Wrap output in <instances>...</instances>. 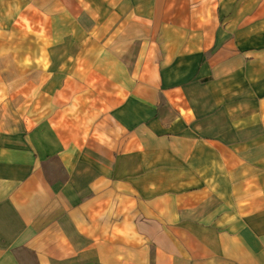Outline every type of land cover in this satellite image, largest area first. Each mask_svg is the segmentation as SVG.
Instances as JSON below:
<instances>
[{
	"label": "crops",
	"instance_id": "crops-1",
	"mask_svg": "<svg viewBox=\"0 0 264 264\" xmlns=\"http://www.w3.org/2000/svg\"><path fill=\"white\" fill-rule=\"evenodd\" d=\"M0 264H264V0H0Z\"/></svg>",
	"mask_w": 264,
	"mask_h": 264
}]
</instances>
